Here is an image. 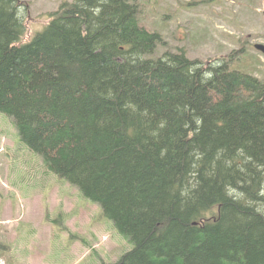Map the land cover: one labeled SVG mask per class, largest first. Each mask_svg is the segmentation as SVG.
<instances>
[{"label": "trees", "instance_id": "trees-1", "mask_svg": "<svg viewBox=\"0 0 264 264\" xmlns=\"http://www.w3.org/2000/svg\"><path fill=\"white\" fill-rule=\"evenodd\" d=\"M0 0V111L133 247L113 264H264V79L166 50L138 0ZM214 209H217L216 211Z\"/></svg>", "mask_w": 264, "mask_h": 264}, {"label": "rangeland", "instance_id": "rangeland-1", "mask_svg": "<svg viewBox=\"0 0 264 264\" xmlns=\"http://www.w3.org/2000/svg\"><path fill=\"white\" fill-rule=\"evenodd\" d=\"M24 1L27 41L72 0ZM138 1L141 20L166 41L159 54L184 48L204 62L232 55L233 68L264 79V53L255 48L264 44V0ZM132 247L98 204L47 169L0 111V264H113Z\"/></svg>", "mask_w": 264, "mask_h": 264}, {"label": "water", "instance_id": "water-1", "mask_svg": "<svg viewBox=\"0 0 264 264\" xmlns=\"http://www.w3.org/2000/svg\"><path fill=\"white\" fill-rule=\"evenodd\" d=\"M255 48L259 51H261L262 53H264V44L262 43H257L255 44Z\"/></svg>", "mask_w": 264, "mask_h": 264}]
</instances>
